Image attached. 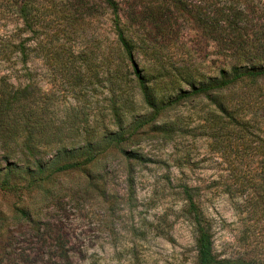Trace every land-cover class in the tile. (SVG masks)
Listing matches in <instances>:
<instances>
[{"label":"rangeland","instance_id":"1","mask_svg":"<svg viewBox=\"0 0 264 264\" xmlns=\"http://www.w3.org/2000/svg\"><path fill=\"white\" fill-rule=\"evenodd\" d=\"M39 1L57 6L19 22L27 46L37 47L11 81L31 85L29 114L47 138L29 153L16 128L0 134V264H198L187 185L212 223L217 253L260 247L245 239L249 210L236 208L234 191L240 175L260 173L254 147L264 120L245 128L203 96L166 104L221 68L264 64V0H119L133 61L122 56L102 0ZM15 23L0 12V27ZM135 66L161 106L141 126L153 108ZM247 103L242 109L255 120L261 113ZM119 119L131 127L123 148L54 170L68 159L57 158L60 146L97 142ZM28 161L43 169L28 171Z\"/></svg>","mask_w":264,"mask_h":264},{"label":"trees","instance_id":"2","mask_svg":"<svg viewBox=\"0 0 264 264\" xmlns=\"http://www.w3.org/2000/svg\"><path fill=\"white\" fill-rule=\"evenodd\" d=\"M102 1L114 16L112 21L116 29L117 43L121 49L122 56L133 61L135 42L133 38L126 34L123 27L120 1ZM44 5L39 0H0V12H8L11 18L14 17L16 20L15 28L11 31L10 28L0 27V126H2L0 134L7 136L6 134L10 128H16L17 134L22 133L24 150L29 153H35V150L39 149L40 144L46 141L47 127H39L38 122H34L33 116L29 114V110L34 111L33 108L36 105L35 96H27L31 85L24 86L23 83L12 82L11 77L20 76L22 69L16 67V64L26 63L30 54L29 51H33L37 47L36 45L32 48L27 46L26 40L22 37L23 26L19 22L23 20L25 14H30L37 19L38 11ZM55 6H57L55 2L52 4L48 3L44 9L50 10V8H55ZM32 26L30 25V27ZM134 73L137 75L140 88L146 97L148 105L153 108L152 116L138 121V126H141L152 118L154 119L159 113L161 106L155 101L149 91V86L145 82V76L141 74V71L136 66L134 67ZM190 96L207 97L217 105L218 110L223 115L229 117L232 121H236L245 128L248 126L255 128L258 117L261 116L264 120V64H234L228 68H221L217 75L201 83L192 84L189 90L181 91L176 99L168 102L166 106ZM244 103L249 104L251 107H253L252 105L257 106L261 114L256 116L255 120L247 118L242 109ZM118 126V130L106 133L97 142L88 141L82 148L76 149L77 151L60 146L57 158L67 155L68 159L64 163L57 164L54 170L64 171L81 167L95 160L100 153L111 146L123 148L122 146L127 140L128 133H131V127L129 128L130 130L128 128L125 129L123 123H120V119ZM254 149L258 155L262 156L260 173L258 175L256 173H253V175H240L238 180L244 179V181L235 189L234 194L240 196L236 202V208L240 210V213L249 210L247 217L250 221L249 227H247L249 232H244L247 235L245 239L252 242L257 241L256 246L260 245V247L251 248V250L238 255L222 256L217 253L212 223L205 216L200 204L191 193L192 189L187 185L184 193L187 199L186 207L191 212L196 227L198 264H264V137L260 138L259 145L254 147ZM28 162L31 163V161ZM24 168L32 173L43 169L38 163L33 165L31 163ZM256 176L261 178V184H257L255 181ZM7 183L8 180L3 181V186L6 187ZM248 188L253 190L248 191V195H245ZM21 212L23 215L28 216L27 211L24 209ZM250 237L254 239L251 240ZM257 250L261 251H258L259 255L254 254Z\"/></svg>","mask_w":264,"mask_h":264}]
</instances>
